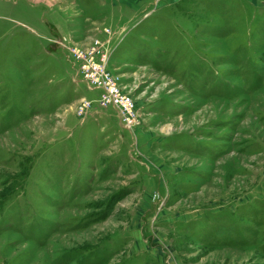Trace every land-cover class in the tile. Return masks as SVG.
<instances>
[{"label":"rangeland","instance_id":"374dc122","mask_svg":"<svg viewBox=\"0 0 264 264\" xmlns=\"http://www.w3.org/2000/svg\"><path fill=\"white\" fill-rule=\"evenodd\" d=\"M0 264H264V0H0Z\"/></svg>","mask_w":264,"mask_h":264},{"label":"built area","instance_id":"2783aa9c","mask_svg":"<svg viewBox=\"0 0 264 264\" xmlns=\"http://www.w3.org/2000/svg\"><path fill=\"white\" fill-rule=\"evenodd\" d=\"M113 89L114 90H116L115 89V87H113ZM120 94V93H119ZM121 95V94H120ZM111 99V93H108V92H103V94L101 95V103L102 104H107V103H109V100ZM121 99V102H125V104H126V101L128 100V98L127 97H125V96H120L119 98H118V101ZM104 104V105H105Z\"/></svg>","mask_w":264,"mask_h":264}]
</instances>
